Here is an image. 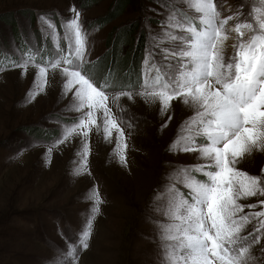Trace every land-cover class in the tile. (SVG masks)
<instances>
[{
    "label": "rangeland",
    "instance_id": "1",
    "mask_svg": "<svg viewBox=\"0 0 264 264\" xmlns=\"http://www.w3.org/2000/svg\"><path fill=\"white\" fill-rule=\"evenodd\" d=\"M94 1L0 0V61L6 69L0 71V264H67L66 245L76 239L91 213L94 202L88 196L94 188L102 203L89 247L79 252L78 264H161L157 223L164 217L154 197L167 185L169 173L204 163L197 151L168 150L178 129L193 115V110L180 100L173 101L161 116L159 102L146 103L135 94L131 100L126 96L115 99L129 81L139 83L150 52L158 62L162 60L154 37L161 33L170 10L164 4L180 5L181 0H129L112 21L106 20L114 17L115 6L119 9L117 0ZM252 3L253 0H217L224 16L241 10L247 14ZM242 4H246L244 9ZM72 7L80 12L79 20L87 33L84 66L95 82L112 85L107 103L127 144L126 164H122L114 155L118 134L112 129L111 138L105 139L102 112H98L97 125L92 126L89 135L90 154L83 174L75 173L81 164L77 155L79 135L53 147L49 163V147L67 122L80 115L68 110L73 97L71 92L63 94L61 69H49L46 87L29 101L37 67L30 66L23 74L21 68L8 66L28 49L39 50L45 60L49 57L45 49L54 51L41 16L52 19L60 35V47L66 48L62 22L75 15ZM235 23L230 21V25ZM127 34L133 37L134 44L143 40L146 49L138 62L126 64L131 58V42H119ZM233 43L234 39L225 43L226 59L233 54ZM4 57L8 60L4 61ZM164 124L167 126L162 127ZM236 167L250 175H264V152L241 158ZM177 186L187 194L186 189ZM259 200L264 197L240 203L258 204ZM262 208L246 207L244 211ZM261 247L264 239L253 249V264H264Z\"/></svg>",
    "mask_w": 264,
    "mask_h": 264
},
{
    "label": "snow or ice",
    "instance_id": "2",
    "mask_svg": "<svg viewBox=\"0 0 264 264\" xmlns=\"http://www.w3.org/2000/svg\"><path fill=\"white\" fill-rule=\"evenodd\" d=\"M164 7L170 10L161 33L154 37L162 60L158 62L150 52L139 83L129 81L115 97L131 100L135 94L146 103L159 102L161 116L175 100L193 110L168 150L197 151L204 163L169 173L167 185L154 197L164 217L157 223L161 264H253V249L264 239V208L247 213L244 209L264 206V200L250 205L240 201L264 197V175H250L236 165L253 152H264V0H253L247 14L241 10L227 16L217 0H181L180 5L165 3ZM245 7L241 5V9ZM71 11L75 15L62 22L66 48L60 47V35L52 19L41 16L54 51L45 60L39 50L28 49L8 66L21 68L23 74L28 67H37L29 101L46 87L48 70L61 69L63 94L71 92L73 97L68 110L80 115L67 122L49 147V163L53 147L79 135L77 155L81 164L75 173L83 174L90 154L89 135L97 125L98 112H102L105 139L111 138L112 129L118 134L114 155L122 164H126L127 144L107 103L112 85L95 82L84 66L87 33L80 23V12L75 7ZM233 20L236 23L230 25ZM229 39H234V51L226 59L225 43ZM3 70L4 62L0 61ZM261 171L264 173V169ZM88 198L94 206L76 239L66 245L67 264H78L79 252L89 247L102 200L95 188ZM260 251L264 252V247Z\"/></svg>",
    "mask_w": 264,
    "mask_h": 264
},
{
    "label": "trees",
    "instance_id": "3",
    "mask_svg": "<svg viewBox=\"0 0 264 264\" xmlns=\"http://www.w3.org/2000/svg\"><path fill=\"white\" fill-rule=\"evenodd\" d=\"M93 1L94 0H87L88 4L92 3ZM98 1H100V0H95L94 2H98ZM116 3L118 4L117 7L120 6L119 9H117L116 6H115L114 14H112V16H114V17H108L107 20L105 19L106 21H112V20H114L113 18H116L115 16L119 12L121 13L122 11H124V9L129 4V0H117ZM7 18H8L7 19L8 21H14L13 17H7ZM102 21H103V19H102ZM130 34H132V33H130ZM121 38H122V36H121ZM123 39H125V41H128V43L131 42L130 48H132V50H131V58L128 61H126V64L127 63L129 64V63L138 62L139 60H141L143 58V54H142L143 53V50L146 49L145 46H144L143 40L140 39L139 42L137 41V44H134V43H132L133 42V37L131 35L127 34V37H123L122 40H121V42H119L120 44L122 42L124 44L126 43V42H124Z\"/></svg>",
    "mask_w": 264,
    "mask_h": 264
}]
</instances>
